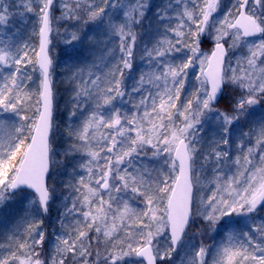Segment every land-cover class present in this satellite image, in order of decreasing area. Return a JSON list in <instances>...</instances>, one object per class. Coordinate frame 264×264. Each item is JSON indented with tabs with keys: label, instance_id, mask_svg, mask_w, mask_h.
Returning <instances> with one entry per match:
<instances>
[{
	"label": "snow or ice",
	"instance_id": "6c2138e0",
	"mask_svg": "<svg viewBox=\"0 0 264 264\" xmlns=\"http://www.w3.org/2000/svg\"><path fill=\"white\" fill-rule=\"evenodd\" d=\"M152 9L0 0V204L19 197L30 209L0 264H264V116L241 124L264 105V0ZM17 18L35 21L29 39ZM54 40L67 56L63 131ZM100 44L102 56L77 62ZM200 222L222 240L196 244Z\"/></svg>",
	"mask_w": 264,
	"mask_h": 264
},
{
	"label": "trees",
	"instance_id": "16d2710c",
	"mask_svg": "<svg viewBox=\"0 0 264 264\" xmlns=\"http://www.w3.org/2000/svg\"><path fill=\"white\" fill-rule=\"evenodd\" d=\"M151 3L153 5L152 11H155V8L157 5L162 3V0H151ZM149 20L152 19V13L149 14ZM35 23L34 20H29L26 23L21 24L19 22V19L17 18V27L20 29L21 33V39L27 40L30 38L31 29L33 27V24ZM148 26V21L145 22V28ZM99 32H102L101 30H98L97 36L99 39H103L102 36L99 35ZM150 37L145 36L144 39L148 40ZM34 40V38H33ZM54 44L56 45L53 48L52 55L54 58V61L56 63L55 71H54V88L56 91V100H57V112H56V120L60 126L61 131H63L65 125L67 124V107L69 96H70V89L66 82V78L68 76V70L66 67V60L67 56L64 54V45L59 44L57 41L54 40ZM210 47V45H205V49ZM104 45L100 44L96 47H85L82 56L80 57V60L77 61L78 63H91L94 60H96L98 57L102 56ZM86 58V60H85ZM144 67L143 63L137 58V60L134 62V72L133 75L138 76L140 69ZM128 84H132V80L129 79ZM7 119V116L0 117ZM63 139L59 141L60 146H63ZM69 176L61 170V174H58L56 177V184L58 186V193L63 187V184L68 182ZM21 199H13L10 201H5L3 204H0V244H6L7 243V237H9L12 234V231L16 227V222L19 221L23 216L26 215L27 211H30V209L24 208L21 204ZM60 201L57 199V201L53 204V207L51 209V218H50V224L51 227H49V231L52 230V227L56 226V218L58 214ZM19 223V222H18ZM196 225L193 226V230H195ZM190 229V231L192 230ZM189 231V232H190ZM198 229H196V232ZM199 234V236H198ZM197 238H196V244H199V240H201L200 232H197Z\"/></svg>",
	"mask_w": 264,
	"mask_h": 264
},
{
	"label": "flooded vegetation",
	"instance_id": "af4514ba",
	"mask_svg": "<svg viewBox=\"0 0 264 264\" xmlns=\"http://www.w3.org/2000/svg\"><path fill=\"white\" fill-rule=\"evenodd\" d=\"M226 100H222L221 103L218 105L219 107L226 106ZM262 116H264V105L257 106L253 115L247 117V124L244 121H241V124L244 125V130H247L248 127H251L256 121H258ZM260 217L264 218V212L259 213ZM224 236L223 231H219L217 233L210 232L206 229V232L201 237V241L205 244L213 245L218 244Z\"/></svg>",
	"mask_w": 264,
	"mask_h": 264
},
{
	"label": "rangeland",
	"instance_id": "374dc122",
	"mask_svg": "<svg viewBox=\"0 0 264 264\" xmlns=\"http://www.w3.org/2000/svg\"><path fill=\"white\" fill-rule=\"evenodd\" d=\"M225 3H228V0H225ZM205 50H207V49H205ZM193 83H194V79H193ZM190 90H191V88H188V91H190ZM226 103H227V102H226ZM146 163H149L150 165H156V166H159V163H160V162H157V161H148V160H146ZM16 199L18 200V199H20V198L17 197ZM21 204L23 205L24 208H27V201H24V202L21 201ZM20 220H21V219H19L18 222H20ZM18 222H16V224H18ZM201 228L203 229V234H201V233H200V234H201V235H204V233L206 232V229H208V228H207L206 225L203 224V222L198 223V224L195 226V228H194L195 230L192 229V230L189 232V234L191 235L192 233H196V235H197V232H199V231L196 232V229L199 230V229H201ZM208 230H209V229H208ZM209 231H210V230H209ZM49 232H50V231H49ZM210 232H212V231H210ZM196 235H195V240H196V238H197ZM198 236H199V234H198ZM195 240H194V242H195ZM176 259H177V261H179V256H177Z\"/></svg>",
	"mask_w": 264,
	"mask_h": 264
}]
</instances>
